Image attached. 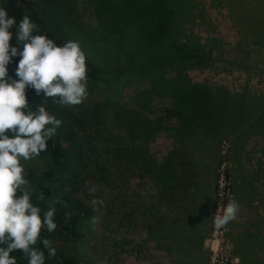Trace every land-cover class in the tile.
<instances>
[{
    "label": "trees",
    "instance_id": "1",
    "mask_svg": "<svg viewBox=\"0 0 264 264\" xmlns=\"http://www.w3.org/2000/svg\"><path fill=\"white\" fill-rule=\"evenodd\" d=\"M195 2L93 0L99 26L92 32L94 39L91 40L101 42L105 52L98 57L90 45L76 39L86 54L89 86L112 80L111 75L120 79V86L134 84L137 90L126 104L121 96L117 103L104 98L91 107H85L83 102L67 108L54 103L52 98L44 100L43 95L37 96L35 90H26L33 110L43 103L63 122L57 135L48 141L47 152L37 162L26 165L31 185L37 191H43L46 199L60 200L56 205L58 230L51 234L43 233L57 249L55 258H47L45 250L46 264H87L88 257L75 250V246L82 241V227L93 214L92 209L78 197L88 176L107 180L111 169L118 163L132 166L136 157L138 162L135 164L147 176L164 187H174L176 177L167 165L158 164L151 158L140 160V148L153 141L159 131L167 132L174 142L211 137L218 133L221 119L230 114L229 110L235 111L243 104L247 105L238 103L249 99L245 94L213 89L207 84L192 82L189 77L190 70L211 68L214 64V40L202 41L194 33L193 25L199 18L195 13V6H198ZM211 3L227 10L240 37L239 48L250 45L264 47V0H211ZM3 6L17 22L28 15L39 27L35 34L46 35L58 46L74 40L57 25L56 6L51 0H4ZM11 43L14 45L15 41ZM19 59L14 58L9 65V75L13 78ZM145 83L149 86L141 89ZM156 99L169 102L159 116L149 119L145 116L155 115ZM108 117L121 127L126 140L120 134L112 136L111 142L94 151L81 135L83 127L95 124L98 128H106ZM242 129L236 130L240 131V136ZM216 209L215 203L213 210ZM65 213L71 217L67 222L63 221ZM59 240L63 241L62 249L57 248ZM18 261L19 264H27L19 256Z\"/></svg>",
    "mask_w": 264,
    "mask_h": 264
},
{
    "label": "rangeland",
    "instance_id": "2",
    "mask_svg": "<svg viewBox=\"0 0 264 264\" xmlns=\"http://www.w3.org/2000/svg\"><path fill=\"white\" fill-rule=\"evenodd\" d=\"M195 1L199 18L194 22V33L202 41L214 40V64L211 68L190 70L188 75L192 82L222 88L230 94H245L249 99L238 103L247 105L229 110L230 114L221 119L220 130L211 137L174 142L167 132L159 131L153 141L140 148V160L151 158L167 165L176 177L174 187H164L147 176L135 164L136 157L132 166L118 163L107 180L88 176L78 197L93 214L82 227V241L75 246V250L86 254L87 264H168L160 258L163 243L147 242V230L157 229L155 225L163 222H194V218L203 217V223L209 226L208 236L203 240L205 264H240L233 253V235H240L244 264H251L248 263L251 259L252 264L264 259V47L239 48L240 37L227 10L213 6L211 0ZM3 2L0 0V5ZM51 3L56 6L59 28L70 38L86 42L101 57L105 52L103 44L91 40L92 32L99 26L93 0H51ZM110 77L112 80L89 86L85 107L104 98L117 103L121 96L126 104L137 90L134 84L123 87L118 77ZM148 86L145 83L140 88ZM168 102L156 99L155 115L145 117L159 116ZM94 125L86 124L81 134L94 151L111 142L112 136L120 134L126 140L121 127L109 117L106 128ZM239 128H243L241 136L236 131ZM91 186L97 187L94 196L88 192ZM93 198L102 199L103 205L94 208ZM231 200L240 205L237 218L216 229L215 218L223 214ZM215 203L217 209L213 210ZM63 246L59 240L57 248ZM169 246L164 243L165 258L169 256ZM250 247L254 257L248 259Z\"/></svg>",
    "mask_w": 264,
    "mask_h": 264
},
{
    "label": "clouds",
    "instance_id": "3",
    "mask_svg": "<svg viewBox=\"0 0 264 264\" xmlns=\"http://www.w3.org/2000/svg\"><path fill=\"white\" fill-rule=\"evenodd\" d=\"M38 32L28 15L17 22L0 5V264H19L18 256L27 264H46L45 250L47 258L57 255L53 241L43 233L58 230L60 200L46 199L43 191L31 185L26 165L47 152L48 141L63 122L43 103L33 110L26 90L67 108L81 105L88 97L86 54L80 43L69 40L58 46ZM16 57L20 59L13 78L9 65ZM96 191V186L88 188L89 195ZM91 203L95 208L103 200L93 198ZM239 211V203L231 200L215 218L214 227H226ZM70 219L65 213L63 221Z\"/></svg>",
    "mask_w": 264,
    "mask_h": 264
},
{
    "label": "crops",
    "instance_id": "4",
    "mask_svg": "<svg viewBox=\"0 0 264 264\" xmlns=\"http://www.w3.org/2000/svg\"><path fill=\"white\" fill-rule=\"evenodd\" d=\"M194 222H188L187 220L176 222V223H161L159 225H155L157 229L149 228L147 230L146 241H158L159 243H163V247L160 248L161 260H166L168 264H205L206 259L203 258L205 256V249L203 246V240L206 239L209 233V226L204 224L203 218H195ZM200 224H198L199 222ZM162 230L161 233L154 232L153 230ZM240 235H233V246H234V254L239 257L241 261L240 264H244V258L241 253V244H240ZM167 242L170 246L168 249L169 256L165 258L164 243ZM259 243V242H258ZM264 249V247H263ZM255 250V248H254ZM248 254L253 258V250L252 247L248 249ZM259 258V257H258ZM245 260H247L245 258ZM264 261V259L262 258ZM251 261H253L251 259ZM248 260V263H251ZM256 261V260H254ZM259 261L254 262L255 264H264V262ZM247 262V261H246Z\"/></svg>",
    "mask_w": 264,
    "mask_h": 264
},
{
    "label": "built area",
    "instance_id": "5",
    "mask_svg": "<svg viewBox=\"0 0 264 264\" xmlns=\"http://www.w3.org/2000/svg\"><path fill=\"white\" fill-rule=\"evenodd\" d=\"M227 192H228V191L226 190L225 194H227Z\"/></svg>",
    "mask_w": 264,
    "mask_h": 264
}]
</instances>
